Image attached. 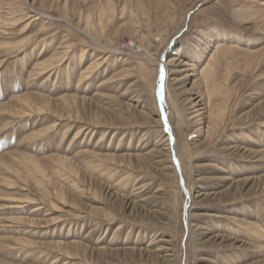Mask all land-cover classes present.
I'll list each match as a JSON object with an SVG mask.
<instances>
[{
  "label": "rangeland",
  "instance_id": "rangeland-1",
  "mask_svg": "<svg viewBox=\"0 0 264 264\" xmlns=\"http://www.w3.org/2000/svg\"><path fill=\"white\" fill-rule=\"evenodd\" d=\"M105 2L0 0V16L17 19L0 29V42L21 43L0 49V264H264V237L248 233H264V0H113L116 15L100 30ZM35 11L45 14L34 20ZM89 18L100 47L76 29ZM125 37L149 61L104 49ZM62 48L64 60L30 77ZM99 59L79 83V71ZM159 59L172 61L163 103ZM204 92L217 112L209 136L188 115ZM30 96L80 118L17 114ZM91 152L93 164L131 158L138 181L118 193L105 180L118 163L91 175ZM58 158L92 178L95 194L70 189V163ZM61 188L66 202L56 197Z\"/></svg>",
  "mask_w": 264,
  "mask_h": 264
},
{
  "label": "bare ground",
  "instance_id": "bare-ground-1",
  "mask_svg": "<svg viewBox=\"0 0 264 264\" xmlns=\"http://www.w3.org/2000/svg\"><path fill=\"white\" fill-rule=\"evenodd\" d=\"M65 6H66V4H65ZM125 7H126V5L122 9V13H124L126 11ZM116 9L117 8L115 7V3L113 2V0H106L104 6L101 8V10L99 12V15H98L99 19L97 21V25L99 26L100 30L101 29L103 30L104 26L106 25V22L116 15V12H117ZM138 9L139 10H143V6L139 5ZM139 10H137V11L140 12ZM35 12H36V14H35L34 20L35 19L36 20L41 19V16L43 14H45V12H42V11H40V12L39 11H35ZM132 12H133V10H132ZM9 15L10 16H7L5 19H3V17L0 16V29H3V27H6L8 25L14 24L17 21L16 15L13 12H10ZM48 23H50V22H48ZM90 23L91 22H90V18H89L87 28H79V27H77L76 29L78 31H80L88 39H90L95 45L100 47V45H102V41L99 39L98 36H96V34L93 33V31L91 30L92 27H91ZM51 25L52 24H50V26ZM46 28L47 27H46V25L44 23L42 25L41 29L44 30ZM1 31H4V30H1ZM20 44L21 43L14 44V43H11V42H8V41L7 42L2 41V42H0V49H2L3 51H12V50H15L17 47H19ZM114 48L115 49L108 48L107 46L104 47V49L116 51V53H119V55L120 54L123 55V54L126 53L125 55H128V56H131V55L132 56H134V55L135 56H140V57L143 56L148 61H149V59L151 57V55L148 53V51H146L139 44L138 41H136L135 39L130 38V37L123 38L121 43L118 45V47L116 46ZM63 49H64V51H62V52L54 53L52 55V57L48 60V63L45 62V63L37 64L36 67H35V70L33 72H31L30 77L34 78L37 75L41 76L49 68L50 65L54 66L55 64H59L62 60H64V58H66L67 48H62L61 50H63ZM78 60H79V63L77 62V65L72 66L74 69H80L81 64H83L87 60V58H85L84 55H81L78 58ZM100 61H101L100 59L99 60H94L93 63L90 66H88L87 69L79 71L80 72L79 83L87 81L88 77L92 76L91 74H94V73H96L98 71V67H99ZM1 63H0V65H1ZM154 63H155V65L159 66L160 71L162 72V75L163 76H165V75L167 76L168 69H169V66L172 65V61L167 60L166 62H162V60L159 59V60H155ZM70 66L71 65H68L67 68L70 69ZM200 72L201 73L199 75L206 82L207 76H209L213 72L212 66L208 65L206 68L202 69ZM161 84L163 85V88H165V81L164 82L161 81ZM199 96H200V98L197 101L194 98L192 100H190V110L192 112L190 114H188V115L190 116V119L193 120V123L196 126H198V130L197 131L199 133L204 131L209 136V135L212 134V129L214 128L213 123H214V120L217 118V112L215 111L216 107L213 110L211 109L210 112H209V109H210L211 103H212L211 97H209V95H206L205 92L203 94H199ZM39 99H41V101H42L41 103H38L37 100L34 97H31V96L30 97H26V98L23 97V99H20V100L18 99L19 100V106H18L19 108H17L16 113L19 114V115L25 116L28 113H30V114H34V113L45 114V112H53L56 115H58V117H60L59 119H63L65 116H68L69 118H72V119L76 118L78 120L80 118V117H78L79 116L78 115L79 111H77V110H74L71 113H64L63 111L61 112L62 109H60V111L57 110V109L56 110H52V104H51L50 100H47V99L42 98V97L39 98ZM67 104L68 103H66L65 106L68 107ZM75 104H76V102H75ZM78 120H77V122H79ZM89 122H91L93 124V120H90ZM86 125H84V130L89 129L88 127H86ZM167 128H168V126H167ZM48 129H49V127L45 128L43 131H46ZM166 132L169 134L168 136L171 137V139H172V133L167 131V130H166ZM81 133H82V131L79 130L75 134L73 139H78L80 137ZM166 141H170V140H167V138H166ZM171 145H173V143ZM171 150H172V152H174L173 147H171V149L169 150L170 153H171ZM94 157H96V155H94ZM27 158H29V157H27ZM27 158L24 157V159H27ZM57 161H61L62 165H65V166H67L68 163H70L69 164L70 166H67L71 170L70 171V175L65 174V175L68 176L67 179L70 180L69 184H68L70 189H72L73 191H76V192H82V193L89 192V193H91V195L95 194V192L93 193V179L92 178L89 181H86L85 179H81V175L79 173V170L76 168V166L73 163L69 162L67 158H65V159L64 158H58ZM107 161H111L112 163H118V165H119L118 167H113V166L109 165L106 168V170H107V172H106L107 178L105 180L107 181L108 184H112V185H113V182H115V184H114V187L116 188L115 190H117V191L118 190H120V191L125 190L126 191L129 188L130 185H132L133 183H136L138 181L137 180L138 179V175L135 176V173H134V171L137 168H133L134 166L131 163V158L126 159L124 157H120V159H118V158L114 157V158H107L105 160H101V158H100L99 160H97L93 164V152H91L88 161L85 160L84 168L91 175H93V174H96V171L93 170V167H94V169H99L100 167H102L104 165L103 163H106ZM124 163H125L126 167H130V168H128V170H125V172H123V174H121V171H119L118 168L122 167ZM110 179H112V181H109ZM23 180H25V178H23ZM5 183L7 185H10V186L15 185V183H13L12 180L11 181L10 180H6ZM38 185H39V188L41 190L43 189V196L46 197L48 199L49 203H50L52 196H50L49 193H46L44 191L45 188H44V185L42 183L39 182ZM143 187L144 186H142L140 188L142 189ZM120 191H118V193ZM55 192H56V197L61 199V200L59 199L60 201H65L66 202V199H65L66 191L62 190V188H61V191L60 190L59 191L55 190ZM43 199L45 200V198H43ZM29 200H31V199H29ZM52 200H54V198H52ZM73 203H75V201H73ZM54 204H56V203H54ZM30 223H34V222H30ZM248 233L251 236L264 237V233L262 231V228L256 229L254 227H251V229L248 231ZM64 245L65 244L62 243V242H58L56 244V246H58V247L64 246ZM67 246H65L66 247V252H67V254L70 255L71 253L68 252V250L72 249L71 248L72 246H68V247ZM149 246H150V244L148 245V247ZM73 247H76V248L80 247L81 248L80 244L79 245H73ZM104 249L105 248H100V250H104ZM108 251H111V249H108ZM146 251H147V249H146ZM169 256L170 255H168V257Z\"/></svg>",
  "mask_w": 264,
  "mask_h": 264
},
{
  "label": "snow or ice",
  "instance_id": "snow-or-ice-1",
  "mask_svg": "<svg viewBox=\"0 0 264 264\" xmlns=\"http://www.w3.org/2000/svg\"><path fill=\"white\" fill-rule=\"evenodd\" d=\"M161 81H163V75H161ZM158 95L160 96L161 103H163V100H164L163 87H161ZM165 124H166V130L170 132L171 129L167 128V121L166 120H165Z\"/></svg>",
  "mask_w": 264,
  "mask_h": 264
}]
</instances>
